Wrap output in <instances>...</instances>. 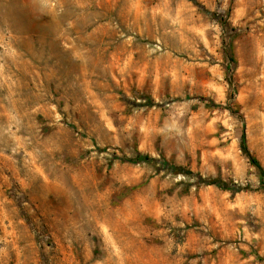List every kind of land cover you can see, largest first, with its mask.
<instances>
[{
  "label": "rangeland",
  "instance_id": "obj_1",
  "mask_svg": "<svg viewBox=\"0 0 264 264\" xmlns=\"http://www.w3.org/2000/svg\"><path fill=\"white\" fill-rule=\"evenodd\" d=\"M253 160L264 0H0V264H264Z\"/></svg>",
  "mask_w": 264,
  "mask_h": 264
},
{
  "label": "trees",
  "instance_id": "obj_2",
  "mask_svg": "<svg viewBox=\"0 0 264 264\" xmlns=\"http://www.w3.org/2000/svg\"><path fill=\"white\" fill-rule=\"evenodd\" d=\"M244 144H245V136H244ZM245 148L247 149V147H246V145H245ZM142 159H144L145 161H147V162H155V160L154 159H152L151 157H149V156H145V155H141V154H139L138 155V159L137 160H135V161H133V163H138V162H140ZM130 162H132V161H130ZM253 163H254V165L258 168V170H259V172H260V176H261V180H262V184L264 185V168L256 161V160H253ZM173 170H179L178 168H173ZM190 174H192L191 172H189ZM206 183V182H205ZM207 184L208 185H215V186H219V187H221V188H224V189H227L228 187H227V185H226V183H224V182H222V181H211V182H208L207 181Z\"/></svg>",
  "mask_w": 264,
  "mask_h": 264
}]
</instances>
